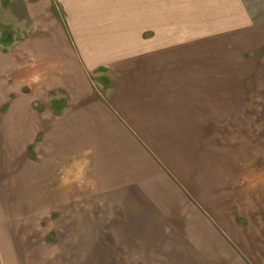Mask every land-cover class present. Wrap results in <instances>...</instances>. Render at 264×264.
<instances>
[{"label":"crops","instance_id":"0c3cea01","mask_svg":"<svg viewBox=\"0 0 264 264\" xmlns=\"http://www.w3.org/2000/svg\"><path fill=\"white\" fill-rule=\"evenodd\" d=\"M20 1L33 28L0 47V145H36L29 199L43 153L63 187L48 207L93 264H264V87L237 64L264 47V0Z\"/></svg>","mask_w":264,"mask_h":264},{"label":"rangeland","instance_id":"374dc122","mask_svg":"<svg viewBox=\"0 0 264 264\" xmlns=\"http://www.w3.org/2000/svg\"><path fill=\"white\" fill-rule=\"evenodd\" d=\"M70 2V5L79 8L84 6L85 0H70ZM10 3L11 0H0V47L2 49L11 42L14 43L27 37L33 28V23L28 16L25 4L22 12L20 0H16V7L12 11V24H10V20L9 24H7L5 13ZM51 11L65 25L66 15L63 7L54 3L53 8L51 6ZM209 15L212 18L216 17L214 12H209ZM254 43L258 44L260 42ZM221 47L229 48L227 39L221 40ZM244 52L242 51L237 56V64H242L245 60H252L249 66L254 72V85H257L258 88L261 85L264 87V47L256 50L250 49L246 55L249 59L242 55ZM240 55L242 56L240 57ZM261 91L257 90L254 93V97L264 96V88H261ZM33 108L35 111L38 110L37 105ZM9 111H12V105L4 104L1 107L0 114H6ZM7 120L10 121L12 132L16 134L21 129L20 115L12 121L7 116ZM33 133L31 136L37 137L36 135L33 136ZM32 137L29 138L30 141ZM33 147H36V145ZM33 147L29 148V151L23 155V159L20 161L17 154L9 152L5 145H0V241H4V245H0V264H93L91 255L88 256L87 253L86 256L82 234L68 231L70 219L68 215L64 217L68 223H64L63 217L53 216L54 207H48L53 201L46 198L51 199L53 196H59V192L63 187L58 183V180L61 179V174L59 176L54 173L52 161L46 158V154L42 153V157L39 156L40 160H42V165L38 166V169L41 168L39 171L41 176L39 175V177L42 178L44 189H46L44 191L46 192L45 200L40 202L30 200L31 194H25L27 185L31 187V182L32 184L36 182L37 179L35 177H38V170L34 167L36 163H33L37 161V153ZM48 155L50 154L48 153ZM26 163H28V166H26ZM23 165L25 167H22ZM43 166L44 169H42ZM22 170L29 171V175L35 181H31L30 178L29 182H26L28 184H24L22 181ZM41 186L43 187V185ZM34 195L36 196L35 192ZM57 204H59V201H57ZM73 205H75V202ZM72 220L73 222L78 221L79 217L72 216ZM79 227L80 224L76 223V226L72 228ZM9 245L10 249L2 248ZM36 247H39V249L34 251ZM41 247L44 248L42 249ZM8 251H12L15 255L17 254V258H12V254L8 253ZM41 251H44V253L49 251L45 254L44 259L41 255L38 258L31 255L34 252ZM50 252H53V254Z\"/></svg>","mask_w":264,"mask_h":264}]
</instances>
